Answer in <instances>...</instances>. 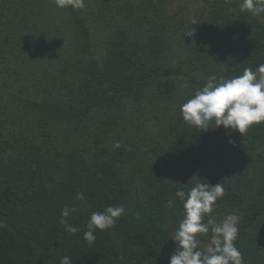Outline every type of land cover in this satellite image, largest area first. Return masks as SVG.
<instances>
[{
  "label": "trees",
  "instance_id": "1",
  "mask_svg": "<svg viewBox=\"0 0 264 264\" xmlns=\"http://www.w3.org/2000/svg\"><path fill=\"white\" fill-rule=\"evenodd\" d=\"M84 3L0 0V264H169L184 211L174 193L193 176L223 184L216 219L238 217L244 264H264V124L201 131L180 112L194 94L181 78L202 88L264 63V14L206 0L193 25L169 15L170 0ZM59 48L52 71L47 55ZM159 107L154 133L144 112ZM121 204L125 214L89 245L90 215ZM65 206L77 209V234L60 224Z\"/></svg>",
  "mask_w": 264,
  "mask_h": 264
},
{
  "label": "clouds",
  "instance_id": "2",
  "mask_svg": "<svg viewBox=\"0 0 264 264\" xmlns=\"http://www.w3.org/2000/svg\"><path fill=\"white\" fill-rule=\"evenodd\" d=\"M58 7H65V0H55ZM74 9H83L84 0H70ZM242 10L254 16L264 14V0H242ZM197 25V21H192ZM193 31L191 35L192 36ZM182 119L190 126L208 131L223 126L225 129L246 133L253 125L264 124V63L255 70L245 68L241 75L225 78L211 75L206 84L180 107ZM121 147L119 141L114 148ZM191 182L193 186L185 188ZM179 184V183H177ZM184 187L177 188L174 195L183 207V218L179 221L173 238L176 250L170 256L169 264H244L243 253L236 247L239 236V222L229 215L217 220L215 208L225 190L222 183L210 184L205 179L193 176ZM78 200L85 199L78 193ZM167 206L171 208L173 201ZM76 208L65 206L61 212L60 224L65 232L77 234L80 229L68 220ZM124 205L107 207L103 212H93L87 222L84 240L89 245L96 241L95 233L114 228L116 221L125 214ZM201 237H208L207 243ZM60 264H72L71 257L63 256Z\"/></svg>",
  "mask_w": 264,
  "mask_h": 264
},
{
  "label": "rangeland",
  "instance_id": "3",
  "mask_svg": "<svg viewBox=\"0 0 264 264\" xmlns=\"http://www.w3.org/2000/svg\"><path fill=\"white\" fill-rule=\"evenodd\" d=\"M169 1V0H168ZM171 4L169 7V15H174L176 14L177 18H181L182 16L185 17L187 23H192L191 21H193L194 19L196 21H199L201 18L204 17L205 13H208L209 11V6L206 3V0H170ZM228 2H234V1H238L239 5L237 6L236 9L238 10H242V0H227ZM246 11V10H244ZM258 17H262L261 15H259ZM192 19V20H191ZM186 25V24H185ZM183 24H178L176 26V32L178 33H182L183 34V28L184 26ZM64 29H62L63 31ZM176 33V34H177ZM96 36H98V40L96 41V46L99 47V41H102L100 39H103L104 36L101 37L100 32H95ZM178 38V35H177ZM50 46L52 44V41H49ZM59 46V45H58ZM64 46V42L60 44V48H62ZM96 47V48H97ZM59 48L58 51H55L54 49L51 51L53 54H49L47 55L48 60H50V64H51V70L52 71H56L58 70L62 65H61V61L63 59H65L64 56L61 55V49ZM178 47H174L175 49V53H173V51H168V55L171 59L170 63L173 64V66L178 65L179 61L182 60L180 57V51L177 49ZM180 88L181 91L183 92H190L192 91L193 93L196 91V89H198V87H194L192 85L191 80L188 77H183L180 80ZM165 106H168L167 104H165ZM164 106V107H165ZM169 108H172V106H168ZM130 111H132L133 109H135V106H130ZM165 108L159 107L156 108L154 111V113H150V110H146L144 113H147L149 115V117L151 118V120L149 119V121H146V124L144 125V127L146 129L150 128L154 131V133H156V131L158 130V121L160 120V116L162 115V110H164ZM162 111V112H161ZM143 113V114H144ZM133 114V113H131ZM136 115V114H134ZM147 117V118H149ZM137 132V130L135 131ZM238 219V217H236Z\"/></svg>",
  "mask_w": 264,
  "mask_h": 264
}]
</instances>
